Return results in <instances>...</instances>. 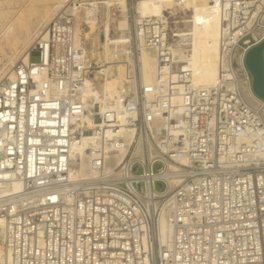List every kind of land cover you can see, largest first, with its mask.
<instances>
[{
	"label": "built area",
	"instance_id": "built-area-1",
	"mask_svg": "<svg viewBox=\"0 0 264 264\" xmlns=\"http://www.w3.org/2000/svg\"><path fill=\"white\" fill-rule=\"evenodd\" d=\"M76 10L65 4L0 79V182L21 183L0 194L4 264H264V100L245 64L264 39V0L220 5L213 84L195 83L174 53L189 14L135 15L131 37L154 54L155 79L134 60L135 91L124 83L105 109L83 96L101 64L77 39ZM85 133L90 174L71 176Z\"/></svg>",
	"mask_w": 264,
	"mask_h": 264
},
{
	"label": "bare ground",
	"instance_id": "bare-ground-1",
	"mask_svg": "<svg viewBox=\"0 0 264 264\" xmlns=\"http://www.w3.org/2000/svg\"><path fill=\"white\" fill-rule=\"evenodd\" d=\"M193 1L195 2L192 5L194 14L192 16H190V14L189 19L185 20V27L178 30V38L176 39V43L174 45V53L177 57H184L185 55L187 56L189 64L193 69V81L195 83L213 84L217 81L218 73L220 71L219 7L224 0H213L214 4H210L213 3V1L207 0L204 2V4L199 5H196L198 0ZM99 3L106 5L108 9H106V12L104 11L105 13L100 19L99 24L90 22V31L88 30V32H86L84 36L88 37L89 33L96 30H98L99 33L103 32L104 40H98L99 44H101L103 48L100 52V56L103 55L102 64L100 66L101 69H98L96 73H102L104 76L102 77L101 82L98 84H96V82L91 77L88 78L83 90V96L85 99L95 103V107H98L99 105L101 109H105L113 105L114 103L120 104V101L122 100L121 89L123 88V82L128 85L131 91H135V85L131 78H129V76H133L135 74V65L131 51L128 50L129 44L131 42V23L128 34L125 32L128 23L126 19H122L118 22L117 29L119 30V32L115 31L114 22L117 20L118 14L115 13L113 11L114 9L111 8L114 3H117L118 6L122 7V9L120 10L121 15H126V11L128 9L127 0H103L99 1ZM64 6L65 5L61 6L54 14V16ZM177 7L185 9L188 13L191 10V4L189 3V0H137L136 5L137 14H139L140 16L161 15L166 10H177ZM54 16L52 17V19L54 18ZM49 23L46 29L38 34L37 38H35L33 41L32 37L34 35V29H20L19 34L21 35V40H17L16 43L19 44L20 47L22 46V49L27 46L28 43H30L28 48L22 54L21 59L27 60L29 58L30 52L33 48L36 47L38 41L41 38H45L47 36ZM202 26H205V28H203V30H205L204 32L202 30ZM80 27L81 26L77 22L78 41V32L80 31ZM113 30L115 32H113ZM216 42L217 45L215 48L214 44ZM185 48H187V52ZM115 51H119L122 54L120 60H114ZM17 52H15L14 54H16ZM21 59H16L13 63H11L8 71L2 73L0 79L8 74L14 64ZM140 62L142 78L144 82L152 83L155 79L156 69L154 54L143 48L140 55ZM181 66V64L174 65L175 68H181ZM115 71L117 72L118 77L125 75L123 81L116 79V76H114ZM245 94L251 104H253L254 106H258L256 98L252 96V93L248 90L247 87H245ZM262 119L264 120V109L262 112ZM82 120L87 121L91 127H93L97 123V120H94L89 116H84ZM89 138L90 133H85L83 135L82 141L74 147V152L78 157L82 159V161L80 164H78L75 170L71 171V176L90 174V169L84 159L86 154L85 146ZM20 188L21 183L19 181L0 182V194L18 191ZM1 223L2 221L0 220V227ZM157 227L160 242H166L169 237L170 229L165 215L160 216L157 222ZM0 264H4L1 258V243Z\"/></svg>",
	"mask_w": 264,
	"mask_h": 264
},
{
	"label": "rangeland",
	"instance_id": "rangeland-1",
	"mask_svg": "<svg viewBox=\"0 0 264 264\" xmlns=\"http://www.w3.org/2000/svg\"><path fill=\"white\" fill-rule=\"evenodd\" d=\"M69 1H75L77 6V22L81 26L80 31L78 32L79 41L86 44L90 59L92 58L95 61L99 60L98 63L102 64L103 55L100 56V52L103 48L101 44H99V41L104 40L103 32L99 33V31L96 30L89 33L88 37L84 35L88 32V30L90 31V22L99 24L100 19L106 12V9H108L106 5L99 3V1L103 0H0V76L2 73L8 71L11 63H13L16 59H21L22 54L30 45V43H28L27 46L22 49V46L20 47L19 44L16 43L17 40H21V35L19 34L20 29H34V35L32 37L33 41L37 38L38 34L46 29L48 23L51 21L57 10ZM205 1L207 0H198L196 5L204 4ZM127 2L128 9L126 11V15H121L120 10L122 7L118 6L117 3H114L111 8L118 14L117 20L114 22L115 31L119 32L117 29L118 22L122 19H126L128 23L125 32L128 34L130 23L132 30V20L134 19V16L137 15V9L131 0H127ZM189 3L191 4V10L189 13L180 7H177V10L174 11L180 13L185 12L186 14H191L190 16H192L194 14L192 5L195 2L193 0H189ZM210 4H214V1ZM203 28H205V26H202V30ZM115 31L113 30V32ZM204 31L205 30H203V32ZM214 45L216 48L217 42ZM135 47L134 40L131 37L128 50H130L133 54L132 57L134 58L135 65L138 68V65L141 64L139 61L141 52H139L138 49H135ZM15 52L17 53L14 54ZM32 58L33 60H37L38 56L33 55ZM98 69H101V67L96 64L94 68L95 71L91 75V78L96 82V84L100 83L102 77L104 76L102 73H96ZM116 71L114 73L116 79L123 81L125 75L118 77ZM124 83L125 82H123V84Z\"/></svg>",
	"mask_w": 264,
	"mask_h": 264
},
{
	"label": "water",
	"instance_id": "water-1",
	"mask_svg": "<svg viewBox=\"0 0 264 264\" xmlns=\"http://www.w3.org/2000/svg\"><path fill=\"white\" fill-rule=\"evenodd\" d=\"M245 64L251 75L253 93L264 100V39L248 49Z\"/></svg>",
	"mask_w": 264,
	"mask_h": 264
}]
</instances>
